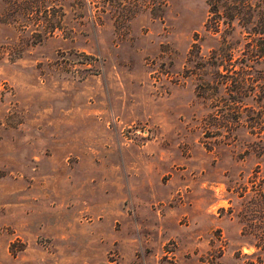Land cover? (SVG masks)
I'll list each match as a JSON object with an SVG mask.
<instances>
[{"label": "rangeland", "instance_id": "rangeland-1", "mask_svg": "<svg viewBox=\"0 0 264 264\" xmlns=\"http://www.w3.org/2000/svg\"><path fill=\"white\" fill-rule=\"evenodd\" d=\"M210 15L209 0H0V264H264V208L245 196L264 163L215 128L230 30Z\"/></svg>", "mask_w": 264, "mask_h": 264}, {"label": "trees", "instance_id": "trees-1", "mask_svg": "<svg viewBox=\"0 0 264 264\" xmlns=\"http://www.w3.org/2000/svg\"><path fill=\"white\" fill-rule=\"evenodd\" d=\"M209 12L211 15L206 26L218 32L220 24L223 23L224 31L230 30L228 36L233 39L228 44L226 43L228 36L224 35L222 42L226 46L214 50L215 67L225 68L229 71L231 79L227 91L223 93L224 96L227 93L226 100L217 89L218 82L215 83L216 92L212 97L215 128L217 131L227 128L229 135L227 143L234 147L238 145L245 148L248 158L256 159L257 163L262 164L264 163V7L261 8L259 0H209ZM235 21L236 25L247 34L249 40L245 42L242 54H238L239 57L234 59L233 53L238 41L234 40L231 32L235 29ZM226 61L227 63L224 64ZM205 91L206 86L202 84L199 95L206 98ZM223 101L226 102L225 105ZM241 128L246 135L245 140L238 138L237 131ZM249 180L254 181L252 177ZM253 184L256 187L251 189V192H245V196L252 204L264 208V177L258 184L255 182ZM240 195H244V192ZM260 237L264 240L263 236Z\"/></svg>", "mask_w": 264, "mask_h": 264}]
</instances>
